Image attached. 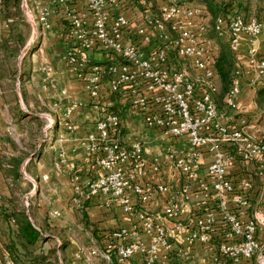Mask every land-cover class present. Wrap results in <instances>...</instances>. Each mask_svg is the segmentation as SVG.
<instances>
[{
    "label": "built area",
    "instance_id": "obj_1",
    "mask_svg": "<svg viewBox=\"0 0 264 264\" xmlns=\"http://www.w3.org/2000/svg\"><path fill=\"white\" fill-rule=\"evenodd\" d=\"M23 3L35 40L55 23L64 25L69 47L62 60L90 99L94 130L83 145L95 174L84 182L82 169L69 164L64 152L54 165L58 172L69 171L71 207L82 209L96 198L103 209L121 210L130 222L111 230L105 250L82 247L75 259L111 264L114 253L120 263L139 255L144 264H184L194 247L210 245L206 264H264V216L248 218L256 177H264V126H248L240 108L245 82L256 90L264 81L258 46L264 23L238 14L216 20L217 33L236 56L226 109L221 110L215 97L218 44L209 36L204 5L189 0ZM243 47L250 71L238 62ZM95 52L103 53L107 63H96ZM39 70L46 89L54 68L42 63ZM75 108L72 104L65 111L69 130ZM126 110L141 118L160 145L157 154L147 152L146 141H122ZM236 169L245 173L236 175ZM2 199L0 194V210ZM157 202L161 205L154 209ZM0 264L15 263L6 254L0 255Z\"/></svg>",
    "mask_w": 264,
    "mask_h": 264
},
{
    "label": "crops",
    "instance_id": "obj_2",
    "mask_svg": "<svg viewBox=\"0 0 264 264\" xmlns=\"http://www.w3.org/2000/svg\"><path fill=\"white\" fill-rule=\"evenodd\" d=\"M261 1L264 3V0ZM254 9L256 12H260V17H262V22L264 23V4L261 5V3L257 1ZM0 19V40L2 41V37L4 36H2V33L7 30H5L7 24L5 21H2L1 13ZM63 26L64 25L58 24L57 22L50 31L44 33L43 39L40 41V62L35 63L33 61L31 64L29 63L25 67L23 73H20L18 77V83L21 85V96L27 108L25 111L28 115L27 118L36 116L44 120L45 125L43 132H45L46 137L43 141L38 142V145L33 150L29 151V156L22 165V175H24L25 170L27 173L26 176L23 177L24 184H22L28 187L31 186L28 192L23 195V198L26 203L28 197L29 206L34 208L35 218L34 220L32 219V221H35L38 227L43 224V220L47 219L51 227H56L59 232H66L71 227L81 223L82 216L80 211L82 210L87 213L89 221L97 225L99 229H113L117 226H128L130 222L121 210L113 212L103 209L99 206L100 201L96 198L87 201L85 206L80 210L73 209L70 204L73 196V187L69 180V171L67 168L62 172L55 170L54 165L60 152L65 153L69 164L82 169V179L84 182L87 181L93 170V165L89 162L83 143L87 135L94 130V117L90 108V99L82 82L76 79L75 75L69 71L62 60L65 51L69 47L63 38ZM258 46L261 56H264V35L259 39ZM246 53L247 49L243 47L242 55L239 57L238 62L243 70L250 71L249 60ZM93 60L99 64L107 63L106 56L101 52L93 53ZM42 63H48L54 68V73L46 89L43 88L44 74L39 70ZM248 77L251 78L250 76ZM2 83L3 81L1 84ZM263 84L264 81L258 85L256 90L244 84L240 105L242 106L247 103L251 95L256 96L257 89ZM1 86L0 159L15 154V151L10 148L7 138L12 135L13 131H17L21 123L20 119L13 122V117L12 115L10 116V113L9 117H7L6 113L9 112L8 105L4 102V99H2V89L6 92V88L4 84ZM105 87H107L106 83ZM72 104L76 105V108L71 121L73 130H69L66 127V122H64V116L66 109ZM33 109H40V111L39 113H37V110L32 112ZM248 111L249 109L247 108L246 111H242V113L249 117L247 115L249 114L247 113ZM254 122V125L258 128L264 126L262 117ZM122 127V141L127 143L135 140L146 141V150L151 155H155L160 151V145L151 139L150 135H148L149 133L147 134L143 128L141 118L134 111L126 110L123 113ZM249 131L251 133L255 132V130L252 129ZM233 173L238 175L245 172L236 169ZM94 174L95 173L92 172V175ZM44 176H47L48 179L44 180ZM10 186L11 179L5 177L1 170L0 194L4 197L9 196ZM251 196L253 206L248 218H262L264 216V177H256V184ZM160 205L161 203L157 202V204L154 205V209H158ZM6 206L9 207V203H6L4 207ZM54 210L59 211L61 215L59 217H50L49 213ZM8 231L9 224L5 216H1L0 238L2 242L7 240ZM64 236L65 235L61 234L54 238L58 244H61ZM261 236H264V229L261 232ZM73 243L74 242L71 240V245L66 248L64 252H59L61 264H82L75 259V254L80 247L77 248ZM211 249L210 245L202 248L194 247L192 249L193 256L189 261L184 262V264H188V262L191 264H206ZM128 264H144V262L141 256L136 255ZM176 264L182 263L177 261Z\"/></svg>",
    "mask_w": 264,
    "mask_h": 264
},
{
    "label": "trees",
    "instance_id": "obj_3",
    "mask_svg": "<svg viewBox=\"0 0 264 264\" xmlns=\"http://www.w3.org/2000/svg\"><path fill=\"white\" fill-rule=\"evenodd\" d=\"M23 0H0V13L4 21L10 26L8 41L6 44L16 43L18 49L13 50V54L25 44V36L22 30H26L28 22L25 20L22 11ZM161 1V0H160ZM193 4L204 5L210 15L209 19V36L213 37L218 44V53L216 55L215 67L218 79V90L216 93V101L219 109L225 110V99L231 87V80L235 68L236 56L230 51L228 44L222 41L216 31V20L220 16L230 15H243L246 21L252 18H256L262 21L260 12L255 11V4L251 0H189ZM158 2V1H156ZM8 50L7 45L4 47ZM29 64V63H28ZM27 64V65H28ZM26 65V66H27ZM25 66V67H26ZM25 69V68H24ZM23 73V72H22ZM115 101L118 98L115 96ZM256 106L264 113V84L257 89L256 94ZM21 116L26 118L28 115L24 112ZM22 119V117H21ZM39 124L42 119L33 116ZM15 154L12 156L2 157L0 159V171L2 170L5 177L11 179L10 195L2 196L0 220L1 216H5L8 224V238L5 242L0 238V254L2 259L4 255H9L15 264H61L59 252H64L66 248L71 245V240L65 239L66 235L64 231L59 232L56 227H51V224L47 219L42 221L40 227L36 222L32 221L35 218L34 208L32 206L26 207L22 203V198L27 189L22 187L24 181L21 172L22 165L26 158L29 156V152L21 149H14ZM6 203H9V207H4ZM80 210V209H79ZM81 212V221L85 223L86 231L94 238L98 239V242H103L110 236L112 229H99L97 225L89 221L88 215L85 211ZM85 221V222H84ZM65 235L61 241V244H57L55 236ZM54 243V244H53ZM105 263L104 260H101ZM107 264V263H106ZM111 264H128L120 263L115 254H111Z\"/></svg>",
    "mask_w": 264,
    "mask_h": 264
},
{
    "label": "rangeland",
    "instance_id": "obj_4",
    "mask_svg": "<svg viewBox=\"0 0 264 264\" xmlns=\"http://www.w3.org/2000/svg\"><path fill=\"white\" fill-rule=\"evenodd\" d=\"M251 1L254 4H256L257 1L261 3V5L264 4L263 1L261 0H251ZM22 11L25 20L28 22V27L26 28V30H22L26 39L25 44H23V47H21L19 51L16 50V52L13 54V50L18 49V44L16 43L9 44L10 42L7 38L9 35L8 30H10L9 23L8 24L6 23L7 27L5 28V30L7 29L6 30L7 32L4 31L2 33V36L3 35L4 36L2 37L3 40L2 41L0 40V86L4 84L6 88V92H4L2 88L1 89L3 92L2 99H4V102L8 105L9 112L6 113L7 117H9V113H10V116L12 115L13 117V122H16L17 119H20L21 121L20 125L17 128V131L16 132L13 131L12 135L7 138V141L9 142V146L12 150L24 149L25 151L29 152L38 145V142L44 140L45 132H43V128L45 123L44 120H42L40 122L41 124H39L34 119L27 117L24 118L23 116H21V113L22 112L25 113L27 108L23 100V97L21 96V90H20L21 85L18 83L19 82L18 77L20 73L24 71V68L28 63L31 64L33 61L35 63L40 62L41 54L39 53V49L41 46L40 41L43 39V37L35 40L36 37L35 29L29 21L27 10L23 7V1H22ZM2 21H4L3 17H2ZM32 40H35V43L33 42L32 46L27 49L28 43H30ZM226 40H227L226 37L222 38V41L227 43ZM5 41H8L9 43L6 44ZM5 45H7L8 50L4 48ZM2 81L3 83L1 84ZM255 101H256V96L251 95L250 99H248V102L240 107L242 111H246L247 108L249 109L247 113H249L250 115L246 113L249 116L248 126H253L255 124L254 122L255 120H258L261 117L264 118V113L257 108ZM36 110L37 113H39L40 109H33L32 112H35ZM26 174L27 173L25 170L23 177H25ZM23 184L22 187H24V189H27L28 186L27 185L24 186ZM22 203H24V205L28 207L27 204L25 203L24 198H22ZM84 224L85 223L81 221L79 225H75L74 227H71L68 231L63 232V234L66 235L65 239L71 238L70 240L74 242L73 245L77 246V248L83 247L86 250L88 249L90 250L93 246H99L102 248L103 242H98V239L97 240L94 239L89 234V231H87L88 232L87 233ZM117 227L119 228L121 226H117ZM99 263L106 264L102 261H99ZM188 264L191 263L188 262Z\"/></svg>",
    "mask_w": 264,
    "mask_h": 264
},
{
    "label": "water",
    "instance_id": "obj_5",
    "mask_svg": "<svg viewBox=\"0 0 264 264\" xmlns=\"http://www.w3.org/2000/svg\"><path fill=\"white\" fill-rule=\"evenodd\" d=\"M24 4V3H23ZM25 8V6H24ZM26 9V8H25ZM33 42L31 41L30 43H28L27 49L30 48L32 46Z\"/></svg>",
    "mask_w": 264,
    "mask_h": 264
}]
</instances>
